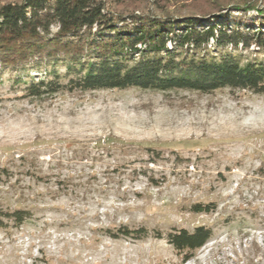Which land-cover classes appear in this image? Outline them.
Returning <instances> with one entry per match:
<instances>
[{"label": "rangeland", "instance_id": "rangeland-1", "mask_svg": "<svg viewBox=\"0 0 264 264\" xmlns=\"http://www.w3.org/2000/svg\"><path fill=\"white\" fill-rule=\"evenodd\" d=\"M230 52L264 60L254 45ZM25 74L0 72V208L30 212L0 228V264H264L263 94L130 87L32 96ZM196 203L215 209L193 212ZM119 225L163 237L105 234ZM198 225L211 237L184 261L164 236Z\"/></svg>", "mask_w": 264, "mask_h": 264}, {"label": "trees", "instance_id": "trees-1", "mask_svg": "<svg viewBox=\"0 0 264 264\" xmlns=\"http://www.w3.org/2000/svg\"><path fill=\"white\" fill-rule=\"evenodd\" d=\"M251 11L256 18H247ZM230 12L240 16L231 22ZM251 45L264 50V0H0V72H25L32 96L130 87L202 93L228 87L264 95V60L241 62L230 52ZM57 64L65 67L63 74L54 70ZM47 65L52 68L39 75ZM214 209L210 203L191 207ZM29 217L24 209L0 208V228ZM105 234L163 237L127 225ZM211 234L198 225L164 237L187 261Z\"/></svg>", "mask_w": 264, "mask_h": 264}]
</instances>
